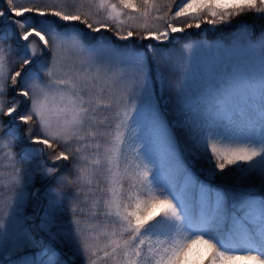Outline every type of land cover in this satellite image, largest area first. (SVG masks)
Masks as SVG:
<instances>
[{"label":"snow or ice","instance_id":"obj_1","mask_svg":"<svg viewBox=\"0 0 264 264\" xmlns=\"http://www.w3.org/2000/svg\"><path fill=\"white\" fill-rule=\"evenodd\" d=\"M264 264V0H0V264Z\"/></svg>","mask_w":264,"mask_h":264},{"label":"rangeland","instance_id":"obj_2","mask_svg":"<svg viewBox=\"0 0 264 264\" xmlns=\"http://www.w3.org/2000/svg\"><path fill=\"white\" fill-rule=\"evenodd\" d=\"M238 264H244V262H238Z\"/></svg>","mask_w":264,"mask_h":264}]
</instances>
